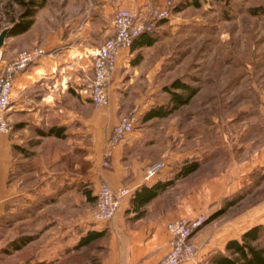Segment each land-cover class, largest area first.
Returning <instances> with one entry per match:
<instances>
[{
  "label": "crops",
  "instance_id": "0c3cea01",
  "mask_svg": "<svg viewBox=\"0 0 264 264\" xmlns=\"http://www.w3.org/2000/svg\"><path fill=\"white\" fill-rule=\"evenodd\" d=\"M146 1L58 0L51 8L52 2L47 0L29 30L13 36L12 42L17 44L0 51V73L21 51L42 46L48 53L16 74L6 112L11 129L0 133V264H8L3 257L7 245L10 264H158L169 249L168 222L179 217L193 219L206 211L209 216L220 208L225 197L241 189L244 170L236 164L205 178L199 189L183 196V201L165 199L173 186L168 187L143 206L145 212L139 218L128 211L131 197L123 200L112 220L101 223L82 214L73 218L67 208L53 209L52 203L31 207L38 196L53 200L68 196L70 190L64 187L62 176H57L66 167L67 152L75 155L72 160L88 162L92 180L100 176L114 189L125 184L134 192L143 184L151 186L165 180L166 171L144 180L146 168L155 161L150 163L149 156L137 153L142 146L141 132H131L114 149L110 166L100 168L106 138L125 113L118 112L122 102L116 89L134 79L132 72L146 63V50L156 40L141 46L137 37L129 48L120 51L107 105L96 107L89 98L94 55L114 34V11L119 7L140 8ZM57 23L59 28H54ZM153 33L144 35L154 37ZM51 129H58L64 136L48 134ZM41 144L42 181L32 187L40 174L29 170L26 174L33 175L27 183L31 184L25 186L21 182L24 172L11 177L15 161L20 157L29 160L34 152L41 151ZM254 162L264 163V146ZM56 184L61 188L59 193ZM230 210L194 232L191 241L197 247L195 259L181 264L205 262L213 251L223 250L228 240L238 239L250 227L264 223V201ZM91 230H104L105 236L79 246L80 238ZM21 237L27 240L23 243Z\"/></svg>",
  "mask_w": 264,
  "mask_h": 264
},
{
  "label": "rangeland",
  "instance_id": "374dc122",
  "mask_svg": "<svg viewBox=\"0 0 264 264\" xmlns=\"http://www.w3.org/2000/svg\"><path fill=\"white\" fill-rule=\"evenodd\" d=\"M50 1L51 8L58 3ZM190 1L173 0L174 13L153 33L156 42L146 50V63L135 67L134 79L117 88L116 95L123 106L118 112L138 108L140 118L133 131L141 132L142 146L137 153L149 156L150 163L167 162L164 181L173 178L183 163H199L194 172L174 182L165 199L182 200L188 191L199 189L205 178L217 176L231 165H242L241 189L225 197L213 214L201 213L207 216L202 228L230 208L235 212L264 201V163L254 162L264 146V0H198V7L186 4ZM22 11L17 0H0V31L20 19ZM12 38L6 37L0 51L17 44ZM177 79L196 88L189 102L166 117L143 122L149 107L169 102L165 87ZM40 150L29 160L17 158L11 177L24 172L21 182L28 186V177L35 171L40 176L32 187L37 186L43 178L39 164L43 144ZM74 156L67 152L66 167L61 175L57 173L70 190L68 196L61 200L38 196L31 207L52 203L53 209L67 208L73 218L82 214L93 222H109L112 219L94 217L95 194L106 180L100 176L92 180L88 162L72 160ZM109 166L104 165L102 152L100 168ZM56 186L55 191H60ZM9 246L3 253L8 264Z\"/></svg>",
  "mask_w": 264,
  "mask_h": 264
},
{
  "label": "built area",
  "instance_id": "2783aa9c",
  "mask_svg": "<svg viewBox=\"0 0 264 264\" xmlns=\"http://www.w3.org/2000/svg\"><path fill=\"white\" fill-rule=\"evenodd\" d=\"M173 13V0H164L160 3L157 0H147L140 8L119 7L114 11L112 20L114 34L103 42L94 55L93 79L89 92L93 105L96 107L107 105L108 88L113 79L120 51L129 48L137 37L153 33L159 24ZM46 54H48L47 51L39 46L21 51L6 64L0 73V133H8L11 129L6 112L11 102V91L16 74ZM139 116L138 108L135 107L122 115L112 127L103 150L104 165H109L114 149L133 131ZM166 169L167 162L158 160L146 168L144 180L150 181ZM132 193L129 186L122 185L114 189L109 183L102 181L95 195V219L98 221L112 219L123 200L131 197ZM206 220L205 214H199L193 219L179 217L168 222L166 229L169 234V249L158 264H181L193 261L197 247L191 238ZM195 264H201V261H196Z\"/></svg>",
  "mask_w": 264,
  "mask_h": 264
},
{
  "label": "trees",
  "instance_id": "16d2710c",
  "mask_svg": "<svg viewBox=\"0 0 264 264\" xmlns=\"http://www.w3.org/2000/svg\"><path fill=\"white\" fill-rule=\"evenodd\" d=\"M47 0H17V3L23 8L20 13V19L14 21L8 36H16L29 30L34 22L37 11L46 4ZM200 6L198 0H191L186 3ZM154 37L141 35L138 37L139 45H151L155 42ZM174 89H179L182 93H176ZM165 90L170 95L169 102L165 105H154L149 107L142 115V121L146 122L153 118L166 117L174 110L189 102L196 93V88L180 80H174ZM48 134L58 137L64 135L58 129H51ZM199 167L198 161H187L183 163L176 171L173 178L167 181H158L151 186L145 184L136 189L130 199V209L135 212L134 218L141 217L145 210L143 206L157 197L161 192L172 186L174 182L183 178ZM232 204V203H230ZM105 236V231L91 230L84 234L79 240V246L89 245L93 241ZM21 242L27 240L26 237L20 238ZM201 264H264V223L256 224L244 231L238 239H230L226 242L223 250L213 251L205 262Z\"/></svg>",
  "mask_w": 264,
  "mask_h": 264
},
{
  "label": "water",
  "instance_id": "95a60500",
  "mask_svg": "<svg viewBox=\"0 0 264 264\" xmlns=\"http://www.w3.org/2000/svg\"><path fill=\"white\" fill-rule=\"evenodd\" d=\"M11 27H6L0 31V48L4 45L6 37L9 35Z\"/></svg>",
  "mask_w": 264,
  "mask_h": 264
}]
</instances>
